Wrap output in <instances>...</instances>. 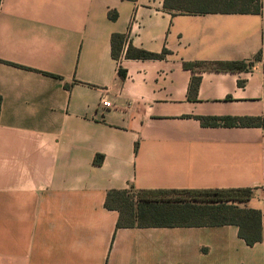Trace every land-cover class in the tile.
I'll return each mask as SVG.
<instances>
[{
    "label": "crops",
    "instance_id": "1",
    "mask_svg": "<svg viewBox=\"0 0 264 264\" xmlns=\"http://www.w3.org/2000/svg\"><path fill=\"white\" fill-rule=\"evenodd\" d=\"M259 3L0 0V264H264V122L197 118H264ZM234 188L260 213L251 245L234 224L115 227L104 206L111 190Z\"/></svg>",
    "mask_w": 264,
    "mask_h": 264
},
{
    "label": "trees",
    "instance_id": "2",
    "mask_svg": "<svg viewBox=\"0 0 264 264\" xmlns=\"http://www.w3.org/2000/svg\"><path fill=\"white\" fill-rule=\"evenodd\" d=\"M260 0H163V7L169 11L183 13L205 12H252L260 9ZM240 5L238 8L233 7ZM222 5L220 7H216ZM113 17V14H109ZM121 40L120 34L111 36V54L115 56V44ZM160 53H150L129 48L127 56L134 58H157ZM240 62L219 63L216 68L239 69ZM196 79L192 78L190 86L195 87ZM202 125L206 126H250L260 125L264 118L236 116H199ZM130 189L111 190L106 193L104 206L118 211L115 227L131 226H172V225H219L234 224L238 236L247 245L260 240V213L257 209L238 206V203L249 199V188L178 190L161 192L189 193L192 196L183 198H161L155 191H139L149 196H132ZM205 197L204 199L199 196Z\"/></svg>",
    "mask_w": 264,
    "mask_h": 264
},
{
    "label": "rangeland",
    "instance_id": "3",
    "mask_svg": "<svg viewBox=\"0 0 264 264\" xmlns=\"http://www.w3.org/2000/svg\"><path fill=\"white\" fill-rule=\"evenodd\" d=\"M220 6L222 5H218L216 7H220ZM239 6L240 5H237V4H235V6L233 5V7H236V8H238ZM129 194L132 196H149L150 195L148 193L139 192V191H130ZM155 195L161 198H183L187 196H192L189 193H178V192H159V193H155ZM199 197L202 199L205 198V197H202V195H200Z\"/></svg>",
    "mask_w": 264,
    "mask_h": 264
},
{
    "label": "built area",
    "instance_id": "4",
    "mask_svg": "<svg viewBox=\"0 0 264 264\" xmlns=\"http://www.w3.org/2000/svg\"><path fill=\"white\" fill-rule=\"evenodd\" d=\"M100 105L102 107H108V106H110V102L108 100H101Z\"/></svg>",
    "mask_w": 264,
    "mask_h": 264
}]
</instances>
